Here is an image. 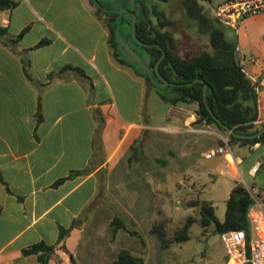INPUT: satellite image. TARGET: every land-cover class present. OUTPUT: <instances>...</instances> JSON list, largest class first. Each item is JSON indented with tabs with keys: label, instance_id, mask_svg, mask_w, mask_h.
Masks as SVG:
<instances>
[{
	"label": "crops",
	"instance_id": "obj_1",
	"mask_svg": "<svg viewBox=\"0 0 264 264\" xmlns=\"http://www.w3.org/2000/svg\"><path fill=\"white\" fill-rule=\"evenodd\" d=\"M95 7L92 0H13L0 11L6 31L0 36V264H39L22 249L40 240L55 244L58 226L69 230L47 264H71L69 255L78 264L82 237L91 243V237L105 235L114 215L134 224L147 219L154 165L164 179L169 157L189 159L227 138V131L197 120L194 104H168L163 123L153 125L145 102L153 89L112 56ZM225 29L235 36L241 69L256 83L255 123L264 121V12ZM41 40L46 42L37 45ZM66 66L89 79L62 70ZM153 145L163 158L152 154ZM234 146L236 151L229 146L215 155L208 168L226 165L230 174H224L238 181L240 153L253 156L263 149L258 142ZM260 165L253 160L247 174L254 176ZM246 188L264 196V186ZM121 234L129 233L118 230L114 238ZM110 248L159 264L140 241L134 247L92 243L88 251L106 264ZM222 260L229 263L226 255Z\"/></svg>",
	"mask_w": 264,
	"mask_h": 264
},
{
	"label": "trees",
	"instance_id": "obj_2",
	"mask_svg": "<svg viewBox=\"0 0 264 264\" xmlns=\"http://www.w3.org/2000/svg\"><path fill=\"white\" fill-rule=\"evenodd\" d=\"M96 1L106 9L123 7L131 12L138 11L134 25L135 37L145 43H156L159 47L134 44L135 51L139 56H149L150 65H153L161 54V47L164 50V55L158 61L157 69L163 78L175 83L190 82L195 78L201 79V81H193L190 85H165L164 87L153 85L149 77L146 74L139 73L138 69L128 63L116 48L114 28L118 24L121 36L128 39L130 35V15L122 13L116 20L115 13L105 12L95 7L96 15L103 19L107 29V44L110 47L112 56L121 64L130 66L136 74L144 79L147 85L152 87L163 102L172 105L194 104V113L197 120L205 124H212L224 132L227 130L217 123L216 119L239 134H250L264 126V121L255 123L257 119L256 83L241 69L237 58L236 41L226 38L224 30L228 26L215 19L212 12L210 15L206 14L199 0H181L184 14L195 21L199 33L207 36L210 47L209 50H201L191 58L181 57L171 51L172 36L166 28L170 24V20L165 18L164 14L157 10L154 5L149 4L147 0ZM12 2L0 0V11L9 8ZM137 2L139 7H136ZM153 17L156 18V21L153 20ZM121 26H123L124 32ZM5 33V29L0 26V36L5 35ZM45 42V40H41L37 45ZM64 69H71L81 77L89 79L79 68L66 66L62 70ZM52 75L53 73L49 74L50 77ZM203 83L206 84L205 103L213 113V117L207 111L202 99ZM226 142L230 147L235 144L241 146H249L257 142L262 144L264 143V130L259 136L253 138H238L227 133ZM133 146L134 144H131L130 149ZM73 172L78 174L83 171ZM64 178L66 177L57 179L55 184ZM252 201L253 197L248 189L240 182L234 181L225 200L223 220L219 221L216 218L209 201L200 200L196 201L199 223L203 229L212 223L213 231L217 233L228 229L245 228V213ZM156 214L158 219L151 224L149 232L157 238L159 245L164 248L169 243L164 233L165 214L162 209H157ZM75 223L76 220L72 222V224ZM190 224L191 219L187 217L186 221L174 230L172 240L175 242L186 240ZM120 229L139 237L136 231L126 229L124 220L121 217L114 215L108 223L110 239H113ZM68 230L69 227L58 226L56 243L63 239ZM139 241L141 246H144L143 239L139 238ZM55 244H47L40 240L22 249V254H34L39 264H47L55 249ZM69 260L73 264L71 255H69ZM108 264H143V259L141 256L131 254L125 248H120L117 251L116 258Z\"/></svg>",
	"mask_w": 264,
	"mask_h": 264
},
{
	"label": "rangeland",
	"instance_id": "obj_3",
	"mask_svg": "<svg viewBox=\"0 0 264 264\" xmlns=\"http://www.w3.org/2000/svg\"><path fill=\"white\" fill-rule=\"evenodd\" d=\"M223 0H199L204 12L210 15L211 6ZM149 4L161 11L165 18L170 20L166 28L171 32L172 41L170 42L171 51L181 57L191 58L201 50H209L207 36L197 31L195 21L188 18L182 9L181 0H147ZM156 21V18L153 17ZM124 32L123 26H121ZM227 39L235 40V36L230 30H224ZM264 38V36H263ZM146 106L151 111V123L159 125L163 123L162 118L165 113V107L168 103L163 102L159 96L150 91L145 98ZM205 141L201 139L200 150L203 149ZM236 151L237 146H231ZM261 151L254 152L253 156L244 153L241 154L242 162L239 164L241 175L238 179L245 187L264 186V143ZM243 151V149H242ZM240 149V152H242ZM239 152V151H238ZM152 154L157 157H164L155 146H152ZM217 156L204 158L200 152L193 155L192 158L182 159L181 157L168 158V171L164 173V179L159 180L160 173L158 165H154L157 171H152L151 186L153 192L152 199H147L145 205L146 211L150 210L145 221L132 223L124 216L126 229L134 230L139 237L134 234L119 235L117 239H110L109 230L105 235L89 238L83 236L80 242L81 252H78L76 262L78 264H100L95 252H90L91 244H102L106 247H134L139 238L143 239L144 247H148L151 256L156 255L159 264H220L225 256L223 244L219 233L213 231V224H209L204 229L199 223L198 206L196 201H209L213 207L214 215L219 221L223 220L225 211V200L229 193V188L234 180L224 173L208 167H213V161ZM260 161V167L254 176L247 174L246 170L253 160ZM169 160H172L169 162ZM154 164V163H153ZM157 184V189L154 190ZM251 194H253L251 192ZM161 196V201L159 197ZM125 207V205H121ZM157 209H162L165 214L164 233L165 238L169 240L167 247L162 248L157 238L149 232L151 224L158 219ZM149 214V213H148ZM150 216V217H149ZM190 217L191 224L188 230L186 240L175 242L172 240V234L175 229L180 227ZM151 218V219H148ZM122 230V229H120ZM127 232L126 230H122ZM84 247H87L86 249ZM108 258L114 260L117 252L115 248L107 251ZM111 260V261H112ZM110 261V262H111ZM75 259L73 258V264ZM109 263V262H108ZM106 263V264H108ZM231 264V262L227 263Z\"/></svg>",
	"mask_w": 264,
	"mask_h": 264
},
{
	"label": "built area",
	"instance_id": "obj_4",
	"mask_svg": "<svg viewBox=\"0 0 264 264\" xmlns=\"http://www.w3.org/2000/svg\"><path fill=\"white\" fill-rule=\"evenodd\" d=\"M211 12L220 23L235 29L239 18L263 13L264 0H224L211 6ZM228 151L225 138L221 144L203 151L202 156L211 158ZM255 169V166L251 167L249 172L254 173ZM219 171L230 174L226 165ZM252 196L253 201L245 213V228L219 233L226 260L231 264H264V196H259L258 192H253Z\"/></svg>",
	"mask_w": 264,
	"mask_h": 264
},
{
	"label": "water",
	"instance_id": "obj_5",
	"mask_svg": "<svg viewBox=\"0 0 264 264\" xmlns=\"http://www.w3.org/2000/svg\"><path fill=\"white\" fill-rule=\"evenodd\" d=\"M92 2L94 3V5L96 7H98L99 9L105 11V12H113L115 13V19L118 20L119 16L122 13H126L130 15V35L128 39H125L124 37L121 36L120 32H119V26L118 24L115 26L114 28V40L116 42V48L118 50V52L121 54V56L130 64H132L133 66H135L139 73L142 74H146L151 83L157 87H164L165 85H190L193 81H201V79L199 78H195L193 81L190 82H184V83H175L172 81H169L165 78H163L157 69V63L158 61L163 57L164 55V50L160 47L161 50V54L159 56V58L157 59V61L153 64L150 65V58L149 56H139L137 54V52L135 51V46L134 44L137 45H142V46H148V45H154L159 47L158 44L156 43H145L142 42L141 40L137 39L134 35V25H135V20H136V14H137V10L135 12H131L126 8H113V9H106L104 8L102 5H100L96 0H92ZM136 7H139V3H136ZM205 89H206V84L203 83V87H202V99L205 103ZM206 109L207 111L210 113V115L213 117V113L211 112V110L209 109V107L206 105ZM217 123H219L222 127H224L228 133L234 135L235 137L238 138H253V137H257L259 136L262 131L264 130V126L260 127L259 129H257L255 132L250 133V134H239L234 132L231 128H228L227 126H225L223 123H221L219 120H217Z\"/></svg>",
	"mask_w": 264,
	"mask_h": 264
},
{
	"label": "flooded vegetation",
	"instance_id": "obj_6",
	"mask_svg": "<svg viewBox=\"0 0 264 264\" xmlns=\"http://www.w3.org/2000/svg\"><path fill=\"white\" fill-rule=\"evenodd\" d=\"M135 49H136V47H135Z\"/></svg>",
	"mask_w": 264,
	"mask_h": 264
}]
</instances>
